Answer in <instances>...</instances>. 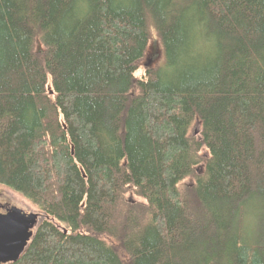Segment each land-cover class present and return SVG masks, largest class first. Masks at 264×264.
I'll return each mask as SVG.
<instances>
[{"label":"trees","instance_id":"16d2710c","mask_svg":"<svg viewBox=\"0 0 264 264\" xmlns=\"http://www.w3.org/2000/svg\"><path fill=\"white\" fill-rule=\"evenodd\" d=\"M1 187L16 264H264V0H0Z\"/></svg>","mask_w":264,"mask_h":264},{"label":"water","instance_id":"95a60500","mask_svg":"<svg viewBox=\"0 0 264 264\" xmlns=\"http://www.w3.org/2000/svg\"><path fill=\"white\" fill-rule=\"evenodd\" d=\"M155 57L145 65H153ZM0 207V264L18 263L34 237L33 230L39 223L40 214L26 213L19 208H9L3 213Z\"/></svg>","mask_w":264,"mask_h":264},{"label":"rangeland","instance_id":"374dc122","mask_svg":"<svg viewBox=\"0 0 264 264\" xmlns=\"http://www.w3.org/2000/svg\"><path fill=\"white\" fill-rule=\"evenodd\" d=\"M156 35L154 34V29L151 28V37L152 38H156ZM158 52V48L157 49H153L152 53H157ZM154 54V56H155ZM153 55L150 58L154 57ZM161 57H155V61H161ZM143 68L145 69V67L143 66ZM136 77L139 78L142 75V70L138 71L136 73ZM198 136V133H197ZM0 206H5V209H11V208H20L21 210H24L26 213H34L36 212V210L32 209L29 204L19 195H16L8 190H5L4 188H0ZM5 209L3 210V212L5 213ZM40 222V221H39Z\"/></svg>","mask_w":264,"mask_h":264},{"label":"bare ground","instance_id":"6f19581e","mask_svg":"<svg viewBox=\"0 0 264 264\" xmlns=\"http://www.w3.org/2000/svg\"><path fill=\"white\" fill-rule=\"evenodd\" d=\"M148 61H149V59H147V60H145V63H144V67H145V65L148 63ZM155 63H156V61L154 60V63H153V65L151 66V67H149V68H152L154 65H155ZM149 68H146L145 67V69H149ZM40 220V219H39ZM40 223V222H39ZM39 223H38V225L35 227V229L33 230V232H34V236H35V233H36V230H37V228H38V226H39ZM34 238V237H33ZM33 240V239H32ZM31 243V242H30ZM29 246V245H28ZM27 250V249H26ZM16 264V263H15Z\"/></svg>","mask_w":264,"mask_h":264},{"label":"flooded vegetation","instance_id":"af4514ba","mask_svg":"<svg viewBox=\"0 0 264 264\" xmlns=\"http://www.w3.org/2000/svg\"><path fill=\"white\" fill-rule=\"evenodd\" d=\"M8 210V209H7ZM6 209H5V212L7 211Z\"/></svg>","mask_w":264,"mask_h":264}]
</instances>
